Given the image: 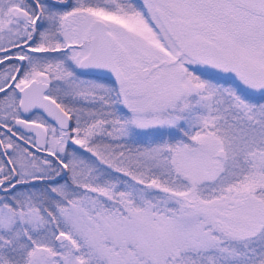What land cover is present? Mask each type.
I'll return each mask as SVG.
<instances>
[{
	"label": "snow or ice",
	"instance_id": "snow-or-ice-1",
	"mask_svg": "<svg viewBox=\"0 0 264 264\" xmlns=\"http://www.w3.org/2000/svg\"><path fill=\"white\" fill-rule=\"evenodd\" d=\"M0 264H264V0H0Z\"/></svg>",
	"mask_w": 264,
	"mask_h": 264
},
{
	"label": "rangeland",
	"instance_id": "rangeland-1",
	"mask_svg": "<svg viewBox=\"0 0 264 264\" xmlns=\"http://www.w3.org/2000/svg\"><path fill=\"white\" fill-rule=\"evenodd\" d=\"M137 3H142V0H136Z\"/></svg>",
	"mask_w": 264,
	"mask_h": 264
}]
</instances>
